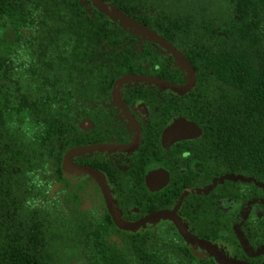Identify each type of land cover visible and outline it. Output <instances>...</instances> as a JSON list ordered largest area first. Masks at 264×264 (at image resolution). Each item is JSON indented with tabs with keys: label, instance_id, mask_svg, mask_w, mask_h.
<instances>
[{
	"label": "trees",
	"instance_id": "1",
	"mask_svg": "<svg viewBox=\"0 0 264 264\" xmlns=\"http://www.w3.org/2000/svg\"><path fill=\"white\" fill-rule=\"evenodd\" d=\"M101 1L181 50L195 84H122L152 113L141 144L74 162L103 174L121 220L137 217L130 206L174 211L225 256L264 264V0ZM127 74L187 80L171 53L90 0H0V264H221L168 218L118 228L98 183L63 168L73 147L131 139L124 115H101L118 110L112 87ZM175 116L201 134L163 148L158 122ZM153 163L170 172L157 192L144 183Z\"/></svg>",
	"mask_w": 264,
	"mask_h": 264
},
{
	"label": "water",
	"instance_id": "2",
	"mask_svg": "<svg viewBox=\"0 0 264 264\" xmlns=\"http://www.w3.org/2000/svg\"><path fill=\"white\" fill-rule=\"evenodd\" d=\"M92 5L100 12L104 13L106 16L116 19L118 21L123 22L129 27L135 28L136 30L142 32L148 38L158 43L164 49H166L171 55L175 58V60L181 65V67L186 71L187 80L183 84L173 83L166 79L157 77V76H148L141 74H127L119 77L113 84L112 94L115 102L122 108L123 112L128 116V118L132 121L136 135L134 140L129 144H89V145H81L76 146L68 150L62 161V165L65 171L71 174H80L86 173L89 174L99 185L101 192L103 194L107 210L115 223V225L123 230H134L138 228L140 225L145 222L154 219V218H168L172 220L180 233V235L189 243L196 244L208 252H210L214 258L220 262L221 264H249L245 261L231 259L224 256L221 252H219L211 243L206 240L199 239L193 235H191L187 229L185 228L182 220L178 216V214L174 211L167 210H158L151 214L146 215L142 219L134 223L124 222L119 218L117 212L113 205V200L110 196L108 186L103 178L102 174L91 166L85 165H77L73 162V157L82 153H89L91 151L98 150H129L134 149L138 146L141 140V133L137 123L134 118L130 114L129 110L126 108L125 104L122 101L120 88L122 84L129 81H138L144 83H150L157 86L164 87L165 89H169L176 93H186L191 90L195 84V73L192 65L186 60L183 52L179 50L177 47L169 43L159 34H157L154 30L147 27L146 25L136 21L126 13L109 6L108 4L103 3L101 0H90ZM90 121L87 119H83L80 122V127L82 129H87L89 127ZM201 134V128L193 121L186 119L183 116H176L170 124H168L162 131L161 134V143L162 146L168 148L171 144L179 140L192 139L196 138ZM161 177V182L158 185H155L157 179ZM169 174L168 172L162 170H151L145 177V184L150 191H155L161 189L168 181Z\"/></svg>",
	"mask_w": 264,
	"mask_h": 264
},
{
	"label": "flooded vegetation",
	"instance_id": "3",
	"mask_svg": "<svg viewBox=\"0 0 264 264\" xmlns=\"http://www.w3.org/2000/svg\"><path fill=\"white\" fill-rule=\"evenodd\" d=\"M121 98H122V101H123V103L125 104V106H126V108L129 110V112H130V114L132 115V117L134 118V120H135V122L137 123V125H138V127H139V130H140V133H141V140H140V143L138 144V146L137 147H135L134 149H129V150H124V151H120V150H108V149H105V150H98V151H108V152H110V153H121V154H124V153H127L128 154V152H130V153H133L138 147H139V145L141 144V142H142V138H143V126L145 125V124H147L148 123V121L147 120H149V117L152 115V113H150V111H149V106L144 102V101H142V100H129L127 97H125V98H123L122 96H121ZM115 101V100H114ZM115 104H116V106L118 107V110H116V111H114V110H111V111H103L102 113H101V115H113V117L114 118H117V119H119V118H121V115H124V117H125V119L127 120V122L129 123V125H130V127H131V129H132V137H131V139L129 140V141H127V142H98V143H93V144H99V143H105V144H122V145H125V144H129V143H131L133 140H134V138H135V135H136V131H135V127H134V125H133V123H132V121L128 118V116L123 112V110H122V108L117 104V102H115ZM117 109V108H116ZM176 117V116H175ZM175 117H173V119L175 118ZM83 119H87V120H89L90 121V124H89V127L91 126V120L89 119V118H82L81 120H83ZM172 119V120H173ZM171 120V121H172ZM171 121H169L168 123H166V124H164L162 121H160L159 120V122H158V127H159V125H163L162 127H161V129H160V134H159V143H160V145H161V147H163L162 146V143H161V134H162V131H163V129L168 125V124H170L171 123ZM119 123H122V122H119ZM117 125L119 126V124L117 123ZM88 127V128H89ZM81 128V127H80ZM128 133V132H127ZM126 133V134H127ZM116 134H119V131H116ZM121 134H123L122 132H121ZM125 134V135H126ZM180 141V140H179ZM176 142H178V141H176ZM176 142H174V143H176ZM173 143V144H174ZM173 144H171V145H173ZM86 145H89V144H86ZM170 145V146H171ZM169 146V147H170ZM163 148H165V147H163ZM179 149V148H178ZM180 150V149H179ZM98 151H91V152H98ZM91 152H89V153H91ZM73 162H74V160H73ZM75 163V162H74ZM191 163V165H192V161L190 162ZM76 164V163H75ZM78 165V164H77ZM80 165V164H79ZM85 166H89V165H85ZM92 167V166H91ZM94 168V167H93ZM97 170V169H96ZM151 170H162V171H165V172H168V174H169V178H168V181H167V183L161 188V189H159V190H155V191H150L148 188H147V186H146V184H145V186H146V188L148 189V191H150V192H157V191H160V190H162L163 188H165V186L169 183V181H170V172L166 169V168H164L162 165H160V163H153V164H150L149 165V168L145 171V173H144V183H145V177H146V175L148 174V172L149 171H151ZM101 173V172H100ZM75 175V174H74ZM102 176H103V174H102ZM103 178H104V176H103ZM105 179V178H104ZM161 177H159V179H157V181L155 182V185H158L160 182H161ZM106 182V181H105ZM106 184H107V182H106ZM99 186V185H98ZM107 186H108V184H107ZM99 189H100V187H99ZM108 189H109V193H110V186H108ZM100 191H101V189H100ZM102 193V192H101ZM102 196H103V194H102ZM111 196V195H110ZM104 198V197H103ZM105 201V200H104ZM221 203H222V206L224 207V208H226V207H228L230 204H231V202H230V200H228V199H225V200H221ZM106 204V203H105ZM114 205V204H113ZM106 208H107V206H106ZM129 209H130V211L134 214V215H136L137 217L134 219V220H129V221H124V222H128V223H134V222H137V221H139L140 219H142L143 217H145L146 215H148V214H151V213H153V212H155V211H158V210H165V209H156V210H153V211H150V212H148V213H145V214H142V215H140V209L138 208V207H135V206H130L129 207ZM179 216V215H178ZM154 219H157V218H154ZM154 219H151V220H149V221H147V222H145L144 224H142V225H140L138 228H136V229H139V228H141V227H143V226H145V225H147L150 221H152V220H154ZM181 219V218H180ZM183 222V221H182ZM115 224V223H114ZM175 226H176V224H175ZM123 230V229H122ZM176 230L178 231V228H177V226H176ZM188 231V230H187ZM178 233H179V231H178ZM180 234V233H179ZM181 236V235H180ZM194 236V235H193ZM182 237V236H181ZM195 237H197V236H195ZM183 238V237H182ZM197 238H199V239H203V240H206V241H208L209 243H211L213 246H214V244L211 242V241H209V240H207V239H204V238H201V237H197ZM184 239V238H183ZM185 240V239H184ZM194 245H196V244H194ZM198 246V245H197ZM200 247V246H199ZM215 247V246H214ZM200 248H202V247H200ZM216 248V247H215ZM202 249H204V248H202ZM217 249V248H216ZM206 252H208L206 249H204ZM218 250V249H217ZM219 251V250H218ZM220 252V251H219ZM213 258H214V256L210 253V252H208ZM224 255V254H223ZM225 256V255H224ZM226 257H228V256H226ZM228 258H231V257H228ZM215 259V258H214ZM231 259H234V258H231ZM236 260H241V259H236ZM241 261H244V260H241ZM246 262V261H245ZM248 263V262H247Z\"/></svg>",
	"mask_w": 264,
	"mask_h": 264
}]
</instances>
